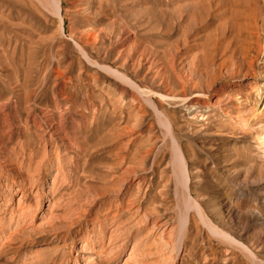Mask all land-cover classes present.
<instances>
[{
    "label": "rangeland",
    "instance_id": "obj_1",
    "mask_svg": "<svg viewBox=\"0 0 264 264\" xmlns=\"http://www.w3.org/2000/svg\"><path fill=\"white\" fill-rule=\"evenodd\" d=\"M0 264H264V0H0Z\"/></svg>",
    "mask_w": 264,
    "mask_h": 264
},
{
    "label": "bare ground",
    "instance_id": "obj_2",
    "mask_svg": "<svg viewBox=\"0 0 264 264\" xmlns=\"http://www.w3.org/2000/svg\"><path fill=\"white\" fill-rule=\"evenodd\" d=\"M55 1H56L57 6H60L61 0H55ZM168 126H169V134H170V137L172 139L173 138V126L171 124ZM171 166H172V171H173L172 173H173L174 178H175V180H174L175 184L174 185L176 186V188L178 186H181L182 188H184L186 181H185L184 169L182 167V159H181V156L178 154V149L174 145L173 139H172V143H171ZM175 186H174V188H175ZM181 187H179V188H181ZM184 192L181 194V198L179 200L180 205L182 206V210L184 209L183 211L185 213V214L183 213V215H181L179 218V228L177 231L179 233L182 231L181 224L184 223V215H186V213H187L186 211H188V209H191V208H194V210L198 211V209H197L194 201L191 199L189 193L185 195ZM178 194H179V192H178ZM178 211H180V210H178ZM179 233H177V234H179Z\"/></svg>",
    "mask_w": 264,
    "mask_h": 264
}]
</instances>
